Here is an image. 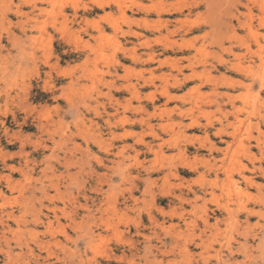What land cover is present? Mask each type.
<instances>
[{"label": "clouds", "instance_id": "1", "mask_svg": "<svg viewBox=\"0 0 264 264\" xmlns=\"http://www.w3.org/2000/svg\"><path fill=\"white\" fill-rule=\"evenodd\" d=\"M0 264H264V0H0Z\"/></svg>", "mask_w": 264, "mask_h": 264}]
</instances>
